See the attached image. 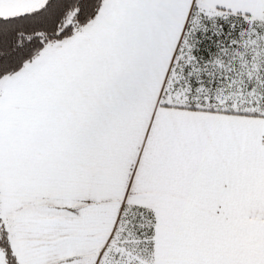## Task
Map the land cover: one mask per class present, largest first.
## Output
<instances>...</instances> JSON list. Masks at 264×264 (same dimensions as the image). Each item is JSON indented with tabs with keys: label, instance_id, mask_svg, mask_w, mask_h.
Wrapping results in <instances>:
<instances>
[{
	"label": "snow or ice",
	"instance_id": "obj_1",
	"mask_svg": "<svg viewBox=\"0 0 264 264\" xmlns=\"http://www.w3.org/2000/svg\"><path fill=\"white\" fill-rule=\"evenodd\" d=\"M0 264H264V0H0Z\"/></svg>",
	"mask_w": 264,
	"mask_h": 264
}]
</instances>
